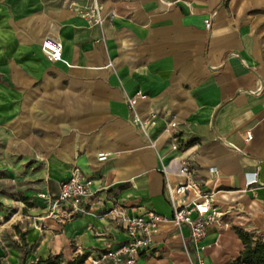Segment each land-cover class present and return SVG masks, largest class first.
<instances>
[{"label": "crops", "instance_id": "crops-1", "mask_svg": "<svg viewBox=\"0 0 264 264\" xmlns=\"http://www.w3.org/2000/svg\"><path fill=\"white\" fill-rule=\"evenodd\" d=\"M97 2L101 25L80 12L93 0H0L3 73L19 86V94H0L10 145L34 160L41 193L57 194L74 167L93 180L84 212L71 218L33 199L38 221L24 234L32 245L24 260L91 264L126 240L113 209L171 216L165 181H181L186 160L220 222L207 227L202 252L187 226L161 224L135 264H193L197 255L204 264H242L238 230L252 244L264 241V0ZM45 36L61 41L68 65L45 58ZM137 93L145 95L137 113L157 114L156 149L132 121L125 97ZM170 119L176 152L162 133ZM100 152L108 158L98 161ZM254 173L257 183L248 184Z\"/></svg>", "mask_w": 264, "mask_h": 264}, {"label": "built area", "instance_id": "built-area-1", "mask_svg": "<svg viewBox=\"0 0 264 264\" xmlns=\"http://www.w3.org/2000/svg\"><path fill=\"white\" fill-rule=\"evenodd\" d=\"M80 12L83 17L94 24L101 25L104 21L97 0H93L91 6L81 9ZM210 25V19H206L205 27L209 29ZM41 51L48 61H61L68 65L62 56V43L58 38L45 36L41 41ZM144 97L145 95L137 93L126 96L125 100L132 113L133 123L138 126L140 132L146 138L147 145L156 149L155 140L150 137V128L156 125L157 114L149 112L148 116L143 118L136 111L138 99ZM177 126L176 120L170 119L164 123L162 128V133L170 138L169 147L172 152L181 149L179 137L175 134ZM251 137V132L247 131L244 139L249 141ZM107 158V153L100 152L97 154L98 161ZM162 171L166 173L165 166H162ZM194 173L195 169L189 162L181 160L177 174L183 179L176 184H172L168 180L165 181V194L172 209V214L169 217L152 210L129 216L120 209H113L114 217L121 225L126 240L118 244L113 250L98 254L92 259L91 264H135L139 255L151 248L153 236L159 230L160 225L166 223L172 224L179 230L182 226H187L193 243L200 252L204 251L206 245L203 243V239L207 227L220 222L221 212L213 204L211 192L201 190L200 184L193 177ZM92 182V178L83 175L74 167L70 170L67 178L59 183L57 194L52 196L41 193L40 197L48 201L50 205L49 214L53 213V209L61 208L66 211L67 217L71 218L79 212H84L82 203L84 198L90 194ZM253 183H257L255 173L253 178L248 181V184ZM35 227L40 229L43 224H35ZM193 264H204L202 256L197 255Z\"/></svg>", "mask_w": 264, "mask_h": 264}, {"label": "rangeland", "instance_id": "rangeland-1", "mask_svg": "<svg viewBox=\"0 0 264 264\" xmlns=\"http://www.w3.org/2000/svg\"><path fill=\"white\" fill-rule=\"evenodd\" d=\"M4 54L0 46V94H19L18 84L4 76ZM7 138L0 122V264H35L36 259L24 260L26 251L32 248L25 243L24 234L28 223L38 221L34 210L37 201L33 199H43L41 180L32 175L34 160L20 153L16 145H10ZM22 196L27 197V202L20 199Z\"/></svg>", "mask_w": 264, "mask_h": 264}, {"label": "trees", "instance_id": "trees-1", "mask_svg": "<svg viewBox=\"0 0 264 264\" xmlns=\"http://www.w3.org/2000/svg\"><path fill=\"white\" fill-rule=\"evenodd\" d=\"M20 199L23 202H27V197L25 196ZM238 235L244 243V248L237 261L242 264H264V241H257L252 244L248 234L238 230ZM82 259L77 260V262L80 263ZM35 264H60V255L38 258Z\"/></svg>", "mask_w": 264, "mask_h": 264}]
</instances>
